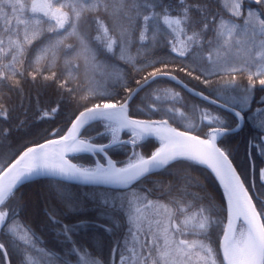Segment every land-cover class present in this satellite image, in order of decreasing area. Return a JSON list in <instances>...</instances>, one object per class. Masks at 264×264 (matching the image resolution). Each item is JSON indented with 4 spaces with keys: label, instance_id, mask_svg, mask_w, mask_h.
Wrapping results in <instances>:
<instances>
[{
    "label": "snow or ice",
    "instance_id": "1",
    "mask_svg": "<svg viewBox=\"0 0 264 264\" xmlns=\"http://www.w3.org/2000/svg\"><path fill=\"white\" fill-rule=\"evenodd\" d=\"M253 3L256 7L246 8V0H219L222 12H211L206 5L186 0H179L175 9L158 0H0V118L8 120L10 111L3 90L19 89L26 73L33 81L42 78L56 84L60 91L56 106L45 110L41 118L58 113L66 96L82 109L78 114L76 110L70 113L71 126L64 135L54 130L52 135L58 138L25 147L11 163L7 159L0 162V236L6 238V242L0 241V264H11L10 247L21 250L20 264H106L72 239L85 222L64 225L60 229L63 248L48 249L39 247L35 233L16 218L20 206L12 204L17 189L37 176L110 186L105 191L113 193L111 206L115 208L117 200L121 209L127 206L125 238L112 250L113 256L119 255V264H264V202L249 194L228 154L217 145L219 136L234 130L226 120L193 106L209 127L203 134L206 138H202L191 130L171 127L167 119L143 120L129 114L130 102L150 82L168 77L182 84L175 71H185L189 76L199 71L201 75L193 78L205 86L212 83L209 77L220 78L218 91L211 99L203 92L188 89L193 95L231 113L236 129L247 118L264 133V108H257L251 116L245 111H251L257 85L264 90V0ZM194 11L201 13L202 26L193 19ZM93 31L95 36L91 35ZM164 37L175 57L192 58V71L169 69L167 62L158 59H139L140 49L147 51L146 41L157 44ZM137 41L139 48L133 54L131 49ZM120 61L131 65L137 74L147 67L153 70L136 80L135 87H129L128 73ZM157 63L163 67H155ZM245 74L246 86L239 80ZM116 86L126 90L122 102L114 100ZM163 91L164 99L177 103L183 100L179 92ZM152 99L146 108L159 112L156 101L161 96L154 93ZM258 103L264 104V96ZM165 111L169 119L185 117L181 108ZM99 126L102 130H97ZM196 127L194 122L189 125L190 129ZM9 131L5 128L0 134L6 139ZM90 132L94 135H86ZM123 132L130 133V138L122 139ZM108 137L107 143H95ZM149 137H156L160 146L145 156L136 148ZM258 141H264V136ZM127 145L132 146L131 155L123 166H118L108 152ZM75 154H103L106 164L99 159L94 166L74 163L73 158L79 159ZM179 158L206 165L223 186L227 223L218 247L212 231L222 221L215 217L211 204H201L191 211L193 201L205 198L188 192L190 185L178 188L179 195L172 194L171 184L161 185L162 194L169 195L167 202L149 199L152 189L129 191ZM259 176L264 181V168ZM186 196L192 200L185 201ZM61 200L69 210L78 204L77 198L66 193L61 194ZM96 202L100 218L106 217L109 198L97 197ZM50 219L60 223L56 210H52Z\"/></svg>",
    "mask_w": 264,
    "mask_h": 264
},
{
    "label": "trees",
    "instance_id": "2",
    "mask_svg": "<svg viewBox=\"0 0 264 264\" xmlns=\"http://www.w3.org/2000/svg\"><path fill=\"white\" fill-rule=\"evenodd\" d=\"M158 2L173 9L179 5V0H158ZM186 2L206 5V9L211 12H222L219 0H186ZM248 6L256 7L253 0H246V8ZM223 14L227 15L226 13ZM192 16L194 20L199 22L198 26H202L203 17L201 13L194 11ZM210 20L211 17H209ZM91 35L95 36V31ZM211 35L212 33L209 32L208 36L210 37ZM166 40L167 37H164L157 44L146 41L147 51L140 49L139 59L144 60L145 57L149 60L158 59L167 62L169 69L187 68L192 71L194 67L192 58L189 57L187 60H182V58L175 57L170 52L169 47L166 46ZM138 48L139 42L137 41L136 46L131 49L132 53L135 54ZM119 64L128 73L129 87H135L136 80L141 79L153 70L152 67H147L143 72L137 74L133 72L131 65H125L123 61H120ZM155 67H163V65L157 63ZM173 74L190 87L216 98L219 77H209L212 83L209 86H205L201 80L193 78L201 75L199 71H193V76L187 75L185 71H175ZM25 75L27 78L21 80L19 89L8 91L5 88L3 90L6 106L10 111L8 120L0 118V130L7 128L10 131L6 139L0 134V162L7 159L8 163H10L25 147L40 143L45 139L57 137L52 135L54 130H58L59 135H62L71 124L70 113L76 110V114H78V111L82 110L77 109L74 101H71L66 96L58 113L54 116L41 118L45 110L50 111L51 108L56 106L57 101L60 99V91L57 90L54 83L45 82L42 78L33 81L27 73ZM60 79H63V77ZM239 80L242 85L246 86L248 83L246 74L240 76ZM165 89L179 92L183 100L177 103L164 99L163 90ZM154 93H158L161 96V100L156 101L157 106L161 110L156 113L146 108L147 104L153 102ZM125 95L126 90L123 87L116 86L114 88V100L122 102ZM262 96H264V90L257 85L254 99L250 104L251 111L245 110L247 116H251L257 108H264V104L258 103ZM92 102L95 103L96 101L93 100ZM193 106H198L199 109H207L213 115H221L231 128L236 124L235 117L231 113H226L223 109L195 98L180 85L167 78H157L155 82H150L143 91H140L134 100L130 102L129 114L141 119H167L170 124L179 129L191 130L192 133L204 137L203 134L209 131V127L206 126L207 121L202 122L200 120V114L198 111H193ZM169 107L181 108L185 112V117L177 116L175 119H169V115L165 111ZM74 118L72 116V119ZM193 122L197 127L190 129L189 125ZM212 126L214 127L215 125ZM97 130H102V126H99ZM86 135H94V132L86 133ZM129 136L130 133H121V138L124 140L129 139ZM261 136H264V133L258 132L254 120L246 118L238 130L223 135L218 144L228 154L242 180L246 182L245 186L250 189V195L258 198L260 202H264V181L259 176V170L264 168V151H261V142L264 141H258ZM108 139L110 137L97 139L95 143H107ZM158 145L159 143L156 139L148 138L139 144L136 151L148 156ZM131 151L132 146L127 145L122 149H110L108 155L118 162V166H123L128 161ZM75 155L79 159L73 158V161L85 166H93L95 157L101 163H105L102 158L103 154L101 156H92L91 154ZM4 166L6 167L7 165L5 164ZM169 184L172 185L171 192L173 195H179L177 189L188 184L190 185L187 188L188 192L196 193L205 198L193 201L191 211H195L201 204L205 206L212 205L215 217L222 221L220 227L213 228L212 231V239L218 247L219 237L222 235L223 227L226 223V203L220 186L205 167L187 159H178L172 162L165 170L156 172L141 180L134 186V189L129 191L134 190L143 193L145 190L152 189L149 199L167 202L169 195L167 192L162 194L161 185L166 187ZM105 189L107 188L77 185L52 178H39L18 187L16 200L12 206L15 207L17 204L20 206L16 209L18 212L16 218L35 233V237L39 241V247L48 249L63 248L64 241L63 236L60 235V229L66 224H79L83 221L85 223L80 225L79 231L73 235L72 239L88 247L93 256H99L106 264H119V255L113 256L112 250L116 247L118 241H123L125 238V233L128 229L127 206L121 209L120 200H117L116 206L113 208L111 206L113 193L110 191L106 192ZM62 193L70 194L77 198L78 204L76 208L69 210L66 207L61 200ZM105 195L109 198V206L106 209V217L100 218L101 213L96 198H103ZM184 199L189 201L192 200V197L186 196ZM52 210H56V219L60 221L59 224L54 223L50 219ZM97 225H104L105 227L101 228L97 227ZM105 228H109L110 231H106ZM0 241L6 242V238L0 236ZM9 253L11 264H20L21 250L10 247Z\"/></svg>",
    "mask_w": 264,
    "mask_h": 264
},
{
    "label": "water",
    "instance_id": "3",
    "mask_svg": "<svg viewBox=\"0 0 264 264\" xmlns=\"http://www.w3.org/2000/svg\"><path fill=\"white\" fill-rule=\"evenodd\" d=\"M159 78H167V79H169L168 77H159ZM177 79L178 80H180L178 77H177ZM171 80V79H170ZM172 81H174V80H172ZM180 81H182V80H180ZM175 83H177V81H174ZM183 82V81H182ZM178 84V83H177ZM184 84H186L185 82H183L182 84H178V85H180L186 92H188L190 95H192V96H194L195 98H198V99H201V100H203L201 97H199V96H195V95H193V93L192 92H190L188 89H194V88H192V87H190L189 85H187V88H185L183 85ZM196 92H201V91H199V90H196V89H194ZM204 93V92H203ZM205 95H207L206 93H204ZM209 96V95H208ZM210 98L211 99H215L214 97H211L210 96ZM203 101H205V102H207L208 104H211L208 100H203ZM211 105H213V104H211ZM213 106H216V107H218V105H213ZM219 108V107H218ZM133 118H135V117H133ZM136 119H140V118H136ZM143 120H148V119H143ZM151 120H163V119H151ZM241 123V126H242V124H243V121L242 122H240ZM169 125L171 126V127H173V128H177V127H175L174 125H172V124H170L169 123ZM71 126V124L69 125V127ZM68 129V128H67ZM178 130H180V131H186V130H183V129H179V128H177ZM232 129H234L233 131H229V132H226V133H224L223 135H225V134H228V133H232V132H235L236 130H238V129H236L235 128V126L234 127H232ZM65 132H67V130L65 131ZM64 132V133H65ZM64 133L62 134V135H64ZM193 134H195V133H193ZM223 135H221V136H219L218 138H217V145H218V147H220L219 146V144H218V142H219V140L222 138V136ZM202 138H206V137H203V136H201ZM56 138H58V136L57 137H53V138H49V139H56ZM149 138H153V139H156L157 141H158V143H159V145H158V147L160 146V142H159V140L156 138V137H149ZM44 141H41L40 143H43ZM30 146H32V145H30ZM29 147V146H28ZM157 147V148H158ZM221 148V147H220ZM222 149V148H221ZM223 150V149H222ZM23 151V150H22ZM20 154V153H19ZM18 154V155H19ZM17 155V156H18ZM151 155V154H150ZM16 156V157H17ZM70 156H71V154H70ZM15 157V158H16ZM229 157V156H228ZM14 158V159H15ZM13 159V160H14ZM179 159H185V158H179ZM98 159H95V162L97 161ZM229 160L232 162V160L230 159V157H229ZM11 163V162H10ZM105 164H106V160H105ZM201 166H203V167H205L212 175H213V177L215 178V180L217 181V183H218V185L220 186V188H221V190H222V192H223V195H224V189H223V186L220 184V182H219V180L215 177V174L214 173H212V171H211V169H209L206 165H201ZM232 166L236 169V167L234 166V164H233V162H232ZM236 171H237V169H236ZM237 174L238 175H240L239 173H238V171H237ZM39 178H52V179H56V180H60V181H64V182H68V183H72V184H77V185H83V186H99V187H106V188H109L110 186H106V185H95V184H88V183H84V182H81V181H76V180H67V179H63V178H59V177H49V176H37V177H33V178H31L29 181H31V180H35V179H39ZM242 179V178H241ZM28 181V182H29ZM26 183V182H25ZM250 194V193H249ZM224 199H225V203H226V223H227V200H226V198L224 197ZM225 223V224H226ZM223 234V233H222ZM222 236V235H221Z\"/></svg>",
    "mask_w": 264,
    "mask_h": 264
},
{
    "label": "rangeland",
    "instance_id": "4",
    "mask_svg": "<svg viewBox=\"0 0 264 264\" xmlns=\"http://www.w3.org/2000/svg\"><path fill=\"white\" fill-rule=\"evenodd\" d=\"M129 138H130V136H129ZM132 152V151H131ZM131 152H130V154H129V156L131 155ZM129 156H128V158H129ZM95 164V163H94ZM94 164H93V166H94ZM0 259H1V257H0Z\"/></svg>",
    "mask_w": 264,
    "mask_h": 264
}]
</instances>
